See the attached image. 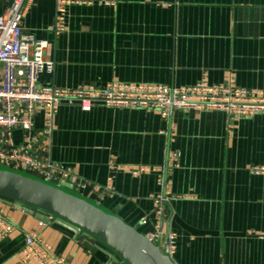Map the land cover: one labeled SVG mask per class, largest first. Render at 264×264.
Here are the masks:
<instances>
[{
    "label": "crops",
    "instance_id": "1",
    "mask_svg": "<svg viewBox=\"0 0 264 264\" xmlns=\"http://www.w3.org/2000/svg\"><path fill=\"white\" fill-rule=\"evenodd\" d=\"M77 1L59 36L51 31L59 0L24 7L23 31L47 42L45 57L55 63L53 75L40 77L43 86L207 83L264 94V0ZM10 3L0 2V16ZM33 121L34 131L13 132L15 145L38 138V159L98 187L81 195L144 236L158 226L163 238L174 235L175 264H264V115L230 123L214 112L165 119L153 111L63 105L51 135L43 133L44 114ZM170 154L177 158L170 160L160 223L154 199L163 193L159 170ZM0 210L16 226L0 240V264H38L20 256L30 234L67 264H111L62 227L3 204Z\"/></svg>",
    "mask_w": 264,
    "mask_h": 264
},
{
    "label": "built area",
    "instance_id": "2",
    "mask_svg": "<svg viewBox=\"0 0 264 264\" xmlns=\"http://www.w3.org/2000/svg\"><path fill=\"white\" fill-rule=\"evenodd\" d=\"M4 0H0L2 2ZM35 0H10V6L0 16V165L15 171L28 173L45 181L70 184L73 190L98 187L75 177L63 166L37 157L38 138H27L22 145H15L13 132L21 130L28 134L34 131L33 118L44 114L43 133L51 135L54 120L63 105L78 106L83 112H90L96 105L110 109L145 110L158 112L168 119L174 112L222 113L232 123L243 118L264 115V94L229 85L199 83L193 86L169 87L154 84L110 83L105 87L84 86L77 89H62L40 84L42 75H53L55 63L46 59L48 43L37 40L33 34L23 31L24 7ZM81 4L77 0H59L57 21L51 31L59 36L67 30V9ZM167 167L159 170L158 185L163 193L157 196L155 214L160 223L165 219V204L168 202V169L170 160L177 155L170 154ZM134 170L133 175L144 172ZM257 173V172H256ZM110 184L107 190H110ZM79 193V192H78ZM148 218L140 221L146 225ZM16 226L0 210V240L10 237ZM160 244L170 257L176 251V238L168 234L163 238L161 226L157 233L148 236ZM28 262L38 264H67L56 257L51 248L34 234L26 235L25 246L20 254Z\"/></svg>",
    "mask_w": 264,
    "mask_h": 264
},
{
    "label": "water",
    "instance_id": "3",
    "mask_svg": "<svg viewBox=\"0 0 264 264\" xmlns=\"http://www.w3.org/2000/svg\"><path fill=\"white\" fill-rule=\"evenodd\" d=\"M0 204L43 224L71 232L81 243L102 252L111 264H175L160 244L124 223L117 215L73 190L0 165Z\"/></svg>",
    "mask_w": 264,
    "mask_h": 264
}]
</instances>
